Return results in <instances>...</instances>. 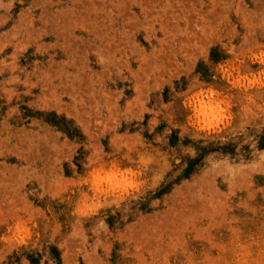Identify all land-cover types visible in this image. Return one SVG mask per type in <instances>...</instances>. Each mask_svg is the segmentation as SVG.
<instances>
[{
  "label": "rangeland",
  "instance_id": "1",
  "mask_svg": "<svg viewBox=\"0 0 264 264\" xmlns=\"http://www.w3.org/2000/svg\"><path fill=\"white\" fill-rule=\"evenodd\" d=\"M0 264H264V0H0Z\"/></svg>",
  "mask_w": 264,
  "mask_h": 264
},
{
  "label": "clouds",
  "instance_id": "2",
  "mask_svg": "<svg viewBox=\"0 0 264 264\" xmlns=\"http://www.w3.org/2000/svg\"><path fill=\"white\" fill-rule=\"evenodd\" d=\"M205 108H207V106H205ZM202 115L211 116L212 114L210 112L206 111V112L202 113Z\"/></svg>",
  "mask_w": 264,
  "mask_h": 264
}]
</instances>
